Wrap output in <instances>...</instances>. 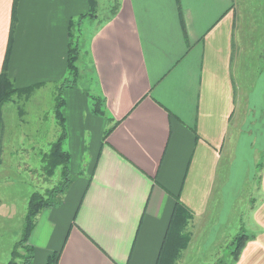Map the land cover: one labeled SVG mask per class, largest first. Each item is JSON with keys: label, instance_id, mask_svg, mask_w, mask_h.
<instances>
[{"label": "crops", "instance_id": "crops-1", "mask_svg": "<svg viewBox=\"0 0 264 264\" xmlns=\"http://www.w3.org/2000/svg\"><path fill=\"white\" fill-rule=\"evenodd\" d=\"M95 1V83L65 91L63 113L64 145L69 137L77 151L92 133L91 164L61 207L36 217L34 264H264V135L254 124L249 135L242 120L257 9L246 0ZM91 9V0H0V77L16 90L0 119V264L13 253L4 225L17 216L6 196L27 164L19 148L60 138L70 33ZM230 229L250 239L224 263Z\"/></svg>", "mask_w": 264, "mask_h": 264}, {"label": "rangeland", "instance_id": "rangeland-1", "mask_svg": "<svg viewBox=\"0 0 264 264\" xmlns=\"http://www.w3.org/2000/svg\"><path fill=\"white\" fill-rule=\"evenodd\" d=\"M245 3L248 4V10L257 9L260 23L258 24L259 46L257 45V54L256 56L253 55L251 58H243L245 64L243 62L242 65V120L244 122H249V124H252H248L246 128L247 131H250L249 135L253 134V130L255 128H252L251 126L254 125H257V131L259 132L257 134L264 135V0H246ZM103 17L104 15H101V18ZM95 27H97V25L95 24L93 19L81 16L74 17V23L72 27L73 43L78 44L82 50V56L79 61V68L81 71L80 86L78 82V87L81 90H87L88 88L90 89V87L95 83V79L92 74V68L88 58L89 44L95 32ZM247 27L250 26L248 25ZM12 97L13 95L11 96V98ZM50 97L51 96L48 95V102H50ZM89 107L91 112L95 114V100L92 97L89 98ZM62 111L63 113H65V107H63ZM52 115H54V111L52 112ZM44 118V123H46V121L48 120V114H45ZM91 134H87L84 137V147L82 146L77 151H75L73 147H71L69 137L65 142L64 149L71 154V161L69 164V179L71 180V182L69 184V187L65 189L64 192L59 193L55 197V207H61L64 204L65 197L69 188L72 186L75 180L79 176H81L80 173L84 172L86 168L88 169L89 165L91 164L92 152L90 144H92L91 142L93 141V137ZM52 142L53 141L46 140V138H42V140L40 139L38 143L24 144L19 148V150L21 151H27V155L22 156L23 162H27V164H24L26 166L25 168H22L23 172H20V170H18L19 174L16 178L15 185L12 187V191L7 193L8 195L6 196L7 201L11 200L12 202L16 203L17 216H11V223H6L4 225L5 227H8V229H11V233L7 242H9L8 244L10 245L12 252L16 249V246L21 239L24 229L25 216L28 211V204L31 196L35 193L46 195L48 191L50 192L56 187H61V185L64 186L68 180L62 177L60 168L55 170L52 175L49 174L50 170L48 169L47 156L51 150V146L53 144ZM259 172L260 169H258V173ZM4 194H6V192L1 191V195L3 197L5 196ZM244 221L246 224V218ZM38 222L39 218L36 219V224ZM233 230L234 229H230L229 234L233 233ZM231 238L232 240L228 243L226 249L228 255L224 259V263H229L231 259H234L233 255L231 254V248H233L232 244L236 238V235L231 234Z\"/></svg>", "mask_w": 264, "mask_h": 264}, {"label": "trees", "instance_id": "trees-1", "mask_svg": "<svg viewBox=\"0 0 264 264\" xmlns=\"http://www.w3.org/2000/svg\"><path fill=\"white\" fill-rule=\"evenodd\" d=\"M91 12L85 17H96L97 3L95 0H91ZM70 43H69V52H68V61H67V77L65 79L63 87H60L57 92L56 104H55V114L58 119L59 125L62 128V134L58 141L52 144L51 150L47 156L48 160V169L50 170L49 174L57 169H61V175L63 178L68 179L64 186L56 187L50 192L43 196L40 194H34L29 202L28 211L25 216L24 229L19 240L16 249L12 253V259L8 264H34V248L29 245V238L36 226V217L38 214L45 208H50L54 206L55 197L64 192L65 189L69 187L71 180L69 179V164L71 160V155L68 151L64 149V141L66 139L67 132L65 131L64 126V115L63 107L65 106V99L63 97L65 91L77 87L79 80V69L77 62L80 55V48L78 44L73 43L72 32L70 33ZM16 93V90L13 88L11 81L8 79L6 73L0 77V119L2 117V106L11 98L13 94ZM95 100V109L94 113L97 115H104L103 103L100 98H94ZM112 129L108 130L105 139L108 137ZM182 206L178 205L177 214L180 217L182 215ZM184 241L177 247V258L180 254L181 249L188 243V238L183 236ZM250 238L244 233L241 232L238 234L233 241V248H231V254L234 257V260H238L241 254V251L245 247L247 241ZM54 262V257H51L48 264Z\"/></svg>", "mask_w": 264, "mask_h": 264}]
</instances>
